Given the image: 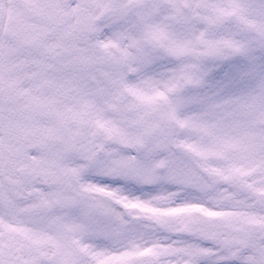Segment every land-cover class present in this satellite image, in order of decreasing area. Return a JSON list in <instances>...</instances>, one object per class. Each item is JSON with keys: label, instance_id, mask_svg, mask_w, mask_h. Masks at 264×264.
<instances>
[{"label": "snow or ice", "instance_id": "6c2138e0", "mask_svg": "<svg viewBox=\"0 0 264 264\" xmlns=\"http://www.w3.org/2000/svg\"><path fill=\"white\" fill-rule=\"evenodd\" d=\"M0 264H264V0H0Z\"/></svg>", "mask_w": 264, "mask_h": 264}]
</instances>
